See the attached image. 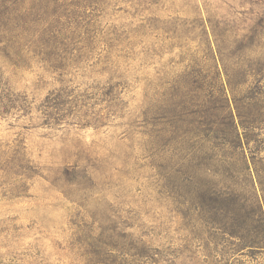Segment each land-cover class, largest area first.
I'll list each match as a JSON object with an SVG mask.
<instances>
[{
  "label": "rangeland",
  "instance_id": "374dc122",
  "mask_svg": "<svg viewBox=\"0 0 264 264\" xmlns=\"http://www.w3.org/2000/svg\"><path fill=\"white\" fill-rule=\"evenodd\" d=\"M90 1L60 0L99 41L62 73L37 35L0 43V264H264L258 236L203 228L176 187L195 141L163 106L181 86L226 100L242 152L213 134L204 151L264 220V0H106L96 18Z\"/></svg>",
  "mask_w": 264,
  "mask_h": 264
},
{
  "label": "trees",
  "instance_id": "16d2710c",
  "mask_svg": "<svg viewBox=\"0 0 264 264\" xmlns=\"http://www.w3.org/2000/svg\"><path fill=\"white\" fill-rule=\"evenodd\" d=\"M79 3L80 0H76L77 7ZM86 3L80 7L91 8V14H93L91 17L96 18L95 14L102 11L106 0H91ZM80 17V14L69 12L60 0L59 3L58 0H0V43L5 41L12 30L16 33L19 28L22 34L37 35L39 38L35 44L43 46L46 52V62L49 63L53 71L61 72L67 65L73 63L74 60L71 57L74 52H80L81 61L84 52L91 56L97 49L99 41L96 42L90 37L89 22L82 32L84 36L80 33ZM111 35L113 38L110 39L116 43L126 36L123 27L114 30ZM105 53L107 54L106 51ZM107 56L108 54L105 57L100 54L98 59H102L103 63H106ZM181 87L182 91L175 90L177 95H170V98L163 104L170 110L167 114L173 121L169 131H182L191 135L192 140L195 141L189 148L184 149L185 151L191 149L190 156V153H187L186 156L181 157L175 164L168 167L172 171L171 174L175 175L176 187L182 195H186L196 202V204L193 203L195 207L202 210L205 218L203 226L201 225L203 228L212 227L217 230L216 232L219 230L222 234L236 238L241 248H249L254 245L262 248L263 246L258 240H262L264 243V220L260 216L257 223L255 221L251 223L248 220L249 216L244 203H242L243 199L233 188L226 185L229 176L212 171L213 157L208 154L207 150L204 151L203 142L208 144L209 136L212 134L229 137L235 150L242 148L240 134L226 100L217 103L213 101L212 95H208L203 88H199L195 92V89ZM221 96H223L222 92ZM188 109H193L192 116L184 115V113L179 116L180 110L184 112ZM47 116L51 117L50 114ZM219 116H224L225 123H219L214 131L213 126L216 124L214 120H217ZM213 138L217 139V137ZM226 141L223 139L222 145ZM238 160L242 159L237 157L235 161ZM170 175L168 179L171 178ZM256 213L255 211L254 214L256 215ZM229 221H233L235 226H227L226 223ZM260 231L262 237H259ZM253 234L258 236L256 237L258 240L247 241V238ZM97 253L101 255L99 251ZM104 261L101 257L98 262L103 264Z\"/></svg>",
  "mask_w": 264,
  "mask_h": 264
}]
</instances>
